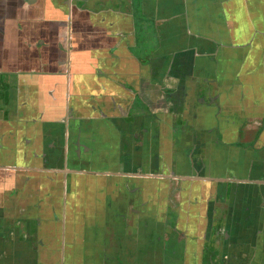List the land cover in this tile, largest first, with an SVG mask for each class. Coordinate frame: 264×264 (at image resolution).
I'll use <instances>...</instances> for the list:
<instances>
[{"label":"crops","instance_id":"obj_1","mask_svg":"<svg viewBox=\"0 0 264 264\" xmlns=\"http://www.w3.org/2000/svg\"><path fill=\"white\" fill-rule=\"evenodd\" d=\"M0 264H264V0H0Z\"/></svg>","mask_w":264,"mask_h":264},{"label":"flooded vegetation","instance_id":"obj_2","mask_svg":"<svg viewBox=\"0 0 264 264\" xmlns=\"http://www.w3.org/2000/svg\"><path fill=\"white\" fill-rule=\"evenodd\" d=\"M145 111H146V109H145Z\"/></svg>","mask_w":264,"mask_h":264}]
</instances>
